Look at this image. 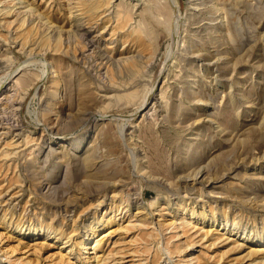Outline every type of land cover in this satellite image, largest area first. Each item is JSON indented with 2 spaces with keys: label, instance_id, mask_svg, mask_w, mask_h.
<instances>
[{
  "label": "rangeland",
  "instance_id": "1",
  "mask_svg": "<svg viewBox=\"0 0 264 264\" xmlns=\"http://www.w3.org/2000/svg\"><path fill=\"white\" fill-rule=\"evenodd\" d=\"M175 3L0 0V264H264V0Z\"/></svg>",
  "mask_w": 264,
  "mask_h": 264
},
{
  "label": "bare ground",
  "instance_id": "2",
  "mask_svg": "<svg viewBox=\"0 0 264 264\" xmlns=\"http://www.w3.org/2000/svg\"><path fill=\"white\" fill-rule=\"evenodd\" d=\"M13 3H14V5H16V4H22L23 3V1L24 0H11ZM5 2V1H4ZM171 2H172V4H173V7L175 8L176 6H177V3H175L176 2V0H171ZM8 4V3H7ZM10 6H11V4H10ZM179 6V5H178ZM25 8V9H27L28 11H31V13H33L34 12V10L33 9H31V6H30V4L29 3H26V4H22V8ZM177 8V7H176ZM178 9H179V7H178ZM15 10V9H14ZM175 10V9H174ZM177 10V9H176ZM175 10V11H176ZM173 12V11H172ZM38 13V12H37ZM178 13V12H177ZM35 14V13H34ZM172 15H174V14H172ZM153 91V90H152ZM151 94H152V92H151ZM150 97H151V95H150ZM150 97H148V98H150ZM140 108H142V106L140 107ZM184 220V219H183ZM128 223V222H127ZM130 225V224H129ZM164 226V225H163ZM228 229H231L230 231L231 232H233L234 233V230H235V227H228ZM229 231V232H230ZM241 237H244V235L243 236H241ZM93 238V237H92ZM101 239V238H100ZM251 239L252 240H254L255 242H259V243H261V242H263L262 241V239L261 238H254V237H251ZM251 240V241H252ZM245 242V241H244ZM83 244V248H87L88 247V243H86V242H84V243H82ZM248 244V243H247ZM238 246V245H237ZM89 247H91V246H89ZM263 250H264V248H263ZM167 253V252H166ZM123 254V253H122ZM264 257V256H263ZM130 258V257H129ZM121 259V258H120ZM9 262H11V261H9ZM214 264V263H213Z\"/></svg>",
  "mask_w": 264,
  "mask_h": 264
}]
</instances>
